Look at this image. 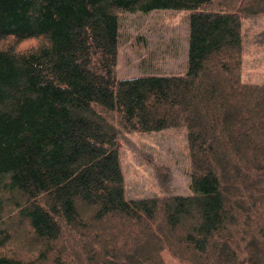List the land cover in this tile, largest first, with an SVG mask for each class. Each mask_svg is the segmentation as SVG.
Here are the masks:
<instances>
[{
    "label": "trees",
    "instance_id": "trees-1",
    "mask_svg": "<svg viewBox=\"0 0 264 264\" xmlns=\"http://www.w3.org/2000/svg\"><path fill=\"white\" fill-rule=\"evenodd\" d=\"M188 11L183 74L118 78L120 12ZM264 0H0V264H264ZM33 45L21 47L26 41ZM184 128L190 195L127 199L119 136Z\"/></svg>",
    "mask_w": 264,
    "mask_h": 264
},
{
    "label": "rangeland",
    "instance_id": "rangeland-1",
    "mask_svg": "<svg viewBox=\"0 0 264 264\" xmlns=\"http://www.w3.org/2000/svg\"><path fill=\"white\" fill-rule=\"evenodd\" d=\"M118 78L148 74H183L188 48V11L120 12ZM242 80L264 84V14L242 18ZM26 41L21 47L33 45ZM127 199L190 195L187 132H127L119 136ZM167 264H188L163 252Z\"/></svg>",
    "mask_w": 264,
    "mask_h": 264
},
{
    "label": "crops",
    "instance_id": "crops-1",
    "mask_svg": "<svg viewBox=\"0 0 264 264\" xmlns=\"http://www.w3.org/2000/svg\"><path fill=\"white\" fill-rule=\"evenodd\" d=\"M187 55H188V48H187V50H186V56H185L184 61H185V60L187 61Z\"/></svg>",
    "mask_w": 264,
    "mask_h": 264
}]
</instances>
